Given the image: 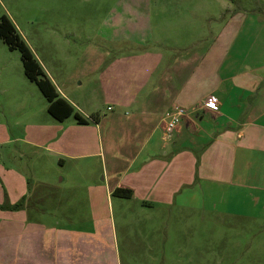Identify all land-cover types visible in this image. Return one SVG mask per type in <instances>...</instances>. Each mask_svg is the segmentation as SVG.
Masks as SVG:
<instances>
[{
    "label": "crops",
    "instance_id": "obj_1",
    "mask_svg": "<svg viewBox=\"0 0 264 264\" xmlns=\"http://www.w3.org/2000/svg\"><path fill=\"white\" fill-rule=\"evenodd\" d=\"M246 21L235 14L204 36L185 27L175 44L163 39L146 43L143 54L105 56L89 73L78 69L82 57L71 69L56 57L60 64L47 69L34 54L60 97L87 122L49 114L39 144L51 146L62 163L81 160L77 174L96 180L67 185L64 194L42 183L50 192L27 198L26 178L0 171L2 184L15 191L6 199L0 185L1 263L120 264L111 255L118 226L129 237L167 238L170 221L178 227L186 213L264 222V21ZM89 77L106 111L80 108L82 80ZM209 96L218 101L214 109L204 106ZM176 106L187 115L166 137L164 115ZM116 189L130 190L131 198L115 196Z\"/></svg>",
    "mask_w": 264,
    "mask_h": 264
},
{
    "label": "rangeland",
    "instance_id": "obj_2",
    "mask_svg": "<svg viewBox=\"0 0 264 264\" xmlns=\"http://www.w3.org/2000/svg\"><path fill=\"white\" fill-rule=\"evenodd\" d=\"M145 11H151V20ZM239 13L248 23L264 21V0H0V18L7 16L13 22L47 69L53 61L60 64L56 57L67 61L70 69L77 65L74 59L82 57L78 63L82 73L96 70L93 66L105 56L143 54L146 43L156 45L167 39L175 44L184 37L185 27L208 35L213 26ZM117 19L121 24H114ZM95 77L82 80L85 86L79 93L84 99L79 106L85 112L106 111ZM88 97L94 104L89 105ZM47 107L46 98L24 74L20 52L9 50L0 38V171L25 177L27 198L48 194L44 186L48 183L61 192L72 183L96 180L77 174L81 160L62 163L65 158L54 155L51 146L40 145L46 139L39 137V127H48L53 120ZM0 185L6 199L14 195L1 179ZM160 235L132 233L129 237L118 226L117 241L111 236L115 245L111 255L120 264H159L149 260L154 257L165 258L164 264H264V222L218 213L199 212L192 217L186 213L178 227L170 221L169 237ZM152 242L155 246L150 252L147 246Z\"/></svg>",
    "mask_w": 264,
    "mask_h": 264
},
{
    "label": "trees",
    "instance_id": "obj_3",
    "mask_svg": "<svg viewBox=\"0 0 264 264\" xmlns=\"http://www.w3.org/2000/svg\"><path fill=\"white\" fill-rule=\"evenodd\" d=\"M0 38L8 46L9 50H18L27 79L36 84L42 95L49 103L48 113L56 120L62 122L69 117H74L79 124L87 122L75 111L73 106L61 98L51 80L44 73L34 54L19 34L13 22L7 17L0 18ZM97 120L94 115L91 117ZM114 195L120 198L129 199L132 196L130 190L116 189Z\"/></svg>",
    "mask_w": 264,
    "mask_h": 264
},
{
    "label": "built area",
    "instance_id": "obj_4",
    "mask_svg": "<svg viewBox=\"0 0 264 264\" xmlns=\"http://www.w3.org/2000/svg\"><path fill=\"white\" fill-rule=\"evenodd\" d=\"M217 99L214 96H209L204 101V106L207 109H214L217 106ZM187 115V111L181 107H174L167 111L164 115L165 135L171 136L180 125L182 119Z\"/></svg>",
    "mask_w": 264,
    "mask_h": 264
}]
</instances>
